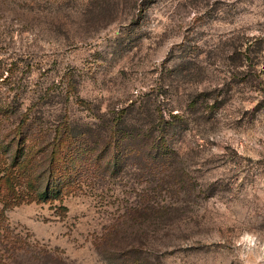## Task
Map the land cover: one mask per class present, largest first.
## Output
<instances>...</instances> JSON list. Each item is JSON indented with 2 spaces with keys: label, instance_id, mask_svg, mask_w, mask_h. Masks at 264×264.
<instances>
[{
  "label": "rangeland",
  "instance_id": "obj_1",
  "mask_svg": "<svg viewBox=\"0 0 264 264\" xmlns=\"http://www.w3.org/2000/svg\"><path fill=\"white\" fill-rule=\"evenodd\" d=\"M0 156V264H264V0H0Z\"/></svg>",
  "mask_w": 264,
  "mask_h": 264
},
{
  "label": "trees",
  "instance_id": "obj_2",
  "mask_svg": "<svg viewBox=\"0 0 264 264\" xmlns=\"http://www.w3.org/2000/svg\"><path fill=\"white\" fill-rule=\"evenodd\" d=\"M248 53L249 52H247V54ZM178 117L179 116L177 114H171V118L173 119H176ZM123 118H124L123 115H119V114L113 116V122H114L112 127L113 136L123 135L124 133L128 132V129L123 124ZM171 122L172 120L166 119L161 114V120L158 123L154 124V129L156 128L160 129L161 130L160 134L163 135L164 130L170 128L173 125ZM74 137H75V132H74V128L72 127L70 128L68 127L57 137V140L53 145L52 154H51V162H50L51 175H56L60 171L61 167L59 166L61 162L66 160L64 149L66 148V145L69 144ZM154 155H155L154 158L159 157V153ZM3 163H4V159L2 156H0V165H3ZM23 169L24 168L20 166L17 167L16 165L4 167V174L0 178V200L6 206H13L18 202H20V200L25 199L27 197L26 194L24 195L21 191L20 178L22 176ZM62 191L63 189L57 191V196H59Z\"/></svg>",
  "mask_w": 264,
  "mask_h": 264
}]
</instances>
